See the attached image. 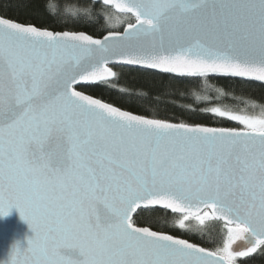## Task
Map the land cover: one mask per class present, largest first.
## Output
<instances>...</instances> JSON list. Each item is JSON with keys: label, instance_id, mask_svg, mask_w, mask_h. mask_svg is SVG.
Segmentation results:
<instances>
[{"label": "snow or ice", "instance_id": "6c2138e0", "mask_svg": "<svg viewBox=\"0 0 264 264\" xmlns=\"http://www.w3.org/2000/svg\"><path fill=\"white\" fill-rule=\"evenodd\" d=\"M57 17L71 26L0 14V217L15 208L32 232L4 264H241L264 254V104L174 120L95 94L126 93L117 85L128 70L264 84V0H75ZM161 211L180 230L219 224L220 239L206 247L157 228Z\"/></svg>", "mask_w": 264, "mask_h": 264}, {"label": "trees", "instance_id": "16d2710c", "mask_svg": "<svg viewBox=\"0 0 264 264\" xmlns=\"http://www.w3.org/2000/svg\"><path fill=\"white\" fill-rule=\"evenodd\" d=\"M75 0H0V14L25 22L47 21V26L59 28L62 25L71 26V21L64 17H57V10L61 4L65 6ZM208 87L204 81L193 82L187 78L170 80L166 75H147L128 70L124 78L117 85L127 89L126 93L106 90L105 87L96 89V95L108 102L117 103L133 111H145L149 115L169 119H188L191 109L204 108L219 104L233 110H244L259 113L260 104H264V86L247 83L236 84L225 79H210ZM216 88H220L228 95L227 98L216 99ZM197 96H208L209 100H198ZM256 104V107H253ZM203 116V114H201ZM196 122H203L214 126L229 125L231 122L218 118L201 119L193 117ZM176 217L163 211L156 213L152 220L157 228L172 231L202 246L213 247L220 239V225L208 223L206 230L199 231L195 222L192 227L180 230L175 227ZM241 264H264V254L256 253L250 257L240 258Z\"/></svg>", "mask_w": 264, "mask_h": 264}, {"label": "water", "instance_id": "95a60500", "mask_svg": "<svg viewBox=\"0 0 264 264\" xmlns=\"http://www.w3.org/2000/svg\"><path fill=\"white\" fill-rule=\"evenodd\" d=\"M166 75L167 74H160ZM189 79V78H187ZM264 86L261 82H249ZM172 215L171 213H168ZM174 216V215H173ZM32 232L28 224L20 218L19 212L13 208L9 215L0 217V264H4L9 257L12 246L18 241L26 244Z\"/></svg>", "mask_w": 264, "mask_h": 264}]
</instances>
